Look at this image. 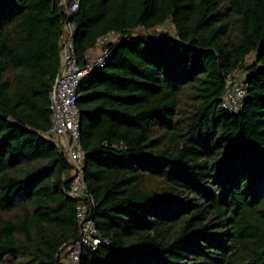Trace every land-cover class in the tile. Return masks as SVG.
Here are the masks:
<instances>
[{"label": "trees", "instance_id": "obj_1", "mask_svg": "<svg viewBox=\"0 0 264 264\" xmlns=\"http://www.w3.org/2000/svg\"><path fill=\"white\" fill-rule=\"evenodd\" d=\"M79 1L69 15L61 0H0V264H62L80 236L73 168L49 133L69 21L82 65L119 34L78 88L110 240L81 264H264V0ZM238 71L248 94L230 111Z\"/></svg>", "mask_w": 264, "mask_h": 264}, {"label": "built area", "instance_id": "obj_2", "mask_svg": "<svg viewBox=\"0 0 264 264\" xmlns=\"http://www.w3.org/2000/svg\"><path fill=\"white\" fill-rule=\"evenodd\" d=\"M61 3L69 15L77 11L80 6L79 0H61ZM66 29L67 33L61 50V66L51 91L52 126L49 133L65 147L74 177L68 193L78 200L77 220L80 224V236L75 243L60 247L62 264H81L86 247L96 250L101 244H109L110 240L101 235L92 216L96 202L89 192L85 179L86 152L81 140L78 88L94 70L107 63L111 54L110 44L119 40V34L112 30L100 36L96 45L86 54V62L82 65L76 49V26L69 21ZM138 31H144V27H137L135 33ZM164 32L175 33L176 31L172 26ZM247 94L246 81H229L222 107L230 111H238L245 103Z\"/></svg>", "mask_w": 264, "mask_h": 264}, {"label": "rangeland", "instance_id": "obj_3", "mask_svg": "<svg viewBox=\"0 0 264 264\" xmlns=\"http://www.w3.org/2000/svg\"><path fill=\"white\" fill-rule=\"evenodd\" d=\"M172 28V24L171 23H167L166 25H163V26H159L157 27L156 29L152 30L151 32H148L150 34H154V33H159V32H162V31H167L169 29ZM254 58L253 55H250L249 56V59L252 60ZM236 80L237 81H243L244 80V76H245V72L244 71H238L236 73Z\"/></svg>", "mask_w": 264, "mask_h": 264}]
</instances>
